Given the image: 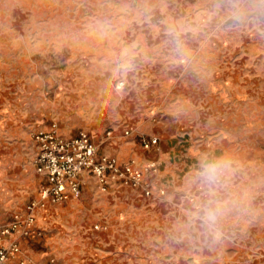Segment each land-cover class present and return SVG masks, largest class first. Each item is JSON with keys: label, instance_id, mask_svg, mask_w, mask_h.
I'll use <instances>...</instances> for the list:
<instances>
[{"label": "rangeland", "instance_id": "374dc122", "mask_svg": "<svg viewBox=\"0 0 264 264\" xmlns=\"http://www.w3.org/2000/svg\"><path fill=\"white\" fill-rule=\"evenodd\" d=\"M53 124L99 154H151L133 156L156 162L166 193L132 203L114 187L124 210L100 231L93 197L76 214L47 205L15 235L20 257L264 264V0H0V225L36 197L32 134Z\"/></svg>", "mask_w": 264, "mask_h": 264}, {"label": "built area", "instance_id": "2783aa9c", "mask_svg": "<svg viewBox=\"0 0 264 264\" xmlns=\"http://www.w3.org/2000/svg\"><path fill=\"white\" fill-rule=\"evenodd\" d=\"M131 132L130 128L124 134ZM110 135L108 131L107 136ZM32 139L36 147L33 166L45 177L46 183L40 188L38 198L26 205L23 214H15L9 223L0 225V264H56L53 257L43 263L20 257L15 235L29 234L35 224L37 210L49 204L79 199L85 175L94 178L103 192L114 186H126L140 190L145 197L166 193L163 186L155 187L152 181V176L158 173L156 162L141 163L136 158L121 161L114 154H99L86 131L66 137L53 124L49 129L33 132ZM157 142V138H149L143 141V146L149 149Z\"/></svg>", "mask_w": 264, "mask_h": 264}, {"label": "crops", "instance_id": "0c3cea01", "mask_svg": "<svg viewBox=\"0 0 264 264\" xmlns=\"http://www.w3.org/2000/svg\"><path fill=\"white\" fill-rule=\"evenodd\" d=\"M150 138H153V137H150ZM152 147H154V146H152ZM138 153H140V154H138ZM133 154L139 155V156H142V154H143V156H146L147 158H152L151 154L145 155V153H142V151L139 148H134L133 144L130 142H126V143L121 144L117 154H114V155H116L121 161H125L124 157H126V155H131L128 159L136 158L137 160H139V158L133 156ZM128 159H126V160H128ZM34 171L39 176L40 182H39V187L37 189V195L32 200H35L38 198L40 188L46 183L45 177L42 176L41 174L37 173L35 168H34ZM155 175L152 176V181H153L154 186L155 187L163 186V184H158L155 182V178H154ZM92 180L95 181V179L92 178L91 176L85 175L83 177L84 183L82 186L81 197H84V198L93 197L96 200V201H93L94 204L92 206H90V204H88V202H87V204L91 207L92 210L88 211L86 216H84V217H86V218L88 217V219L90 217L93 219H97V218L100 219V217L103 216L104 218H106V221H102V222L95 224V226H98V229H96L98 231L105 230L107 228V226H106L107 221L113 220L114 217L117 215V212L119 210H120V212H121V210H124L122 208H116L115 206H111V204L108 203L107 195L109 194L111 189H113L115 187L116 189L112 193L117 192L116 194L122 196V198H123V200H125V202L129 201L132 203H139L136 200V198H139L142 196V193L140 192V190L130 188V187H126V186H114V187L110 188L107 192H103L101 190L98 191L96 189V187H94V184H92V182H91ZM80 198L77 200L68 201V202H70V204L63 206L60 209H57L58 212H59V210H61L62 214L63 213L68 214V212H71V214H76L77 210L80 209V207L78 208L77 206L86 204V202L85 203L84 202L78 203ZM32 200H30L29 202H31ZM68 202H66V203H68ZM123 204H125V203L124 202L121 203V205H123ZM123 212H125V211H123ZM38 213L42 214L43 211L40 210ZM135 216H137V214H135ZM102 226H106V228H102ZM50 257L51 256L45 258L42 262H36V263H43Z\"/></svg>", "mask_w": 264, "mask_h": 264}, {"label": "clouds", "instance_id": "9594fccd", "mask_svg": "<svg viewBox=\"0 0 264 264\" xmlns=\"http://www.w3.org/2000/svg\"><path fill=\"white\" fill-rule=\"evenodd\" d=\"M227 166L228 164L224 161L203 164V171L200 173V176L209 183L214 182L222 169L226 168Z\"/></svg>", "mask_w": 264, "mask_h": 264}]
</instances>
